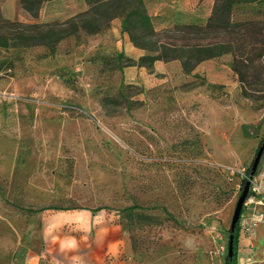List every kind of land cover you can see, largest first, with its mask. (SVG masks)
I'll return each instance as SVG.
<instances>
[{"label":"rangeland","instance_id":"rangeland-1","mask_svg":"<svg viewBox=\"0 0 264 264\" xmlns=\"http://www.w3.org/2000/svg\"><path fill=\"white\" fill-rule=\"evenodd\" d=\"M209 1L143 3L160 32L178 11L204 16ZM47 3L44 19L10 21L62 22L88 9L85 0ZM253 5L233 16L246 27L208 34L233 40L235 58L188 71L181 57L129 65L120 18L53 53L0 49V264H224L241 181L264 139V3ZM41 208L100 219L95 231L64 226L47 242L26 212ZM253 236L239 232L236 264H264Z\"/></svg>","mask_w":264,"mask_h":264},{"label":"trees","instance_id":"trees-1","mask_svg":"<svg viewBox=\"0 0 264 264\" xmlns=\"http://www.w3.org/2000/svg\"><path fill=\"white\" fill-rule=\"evenodd\" d=\"M47 1L49 0H19V5L31 17L36 18L40 8ZM85 2L88 5L87 10L62 22L22 24L4 18L0 13V29L4 30L0 31V49L42 46L49 53H53L56 44L61 40L76 35L79 31L87 34L100 33L109 27L108 24L113 18H120V31L128 35L134 47L148 53L137 60L128 57L129 65L149 66L155 61H169L181 57L182 68L188 71L199 62L224 53H231L235 58L236 44L233 40L210 41L208 34L213 32L216 35H229L239 27H246L247 21H233L239 6L251 4L259 6L264 0H211L207 15L199 17L185 15L180 18L183 15L178 12L176 22L160 32L155 30L154 18L146 13L143 0H85ZM259 10V7L255 9L256 12ZM261 55L255 54L257 57ZM121 56L123 53L118 54V57ZM191 58L194 59V63L189 65L188 60ZM249 172L250 168L246 170L247 176L241 183L244 184L249 178ZM256 173L257 171L254 176ZM44 209L47 208L27 209L26 212L36 213ZM238 222L239 219L232 232V255L228 257L226 253L224 264H236ZM230 233L229 231V235Z\"/></svg>","mask_w":264,"mask_h":264},{"label":"crops","instance_id":"crops-1","mask_svg":"<svg viewBox=\"0 0 264 264\" xmlns=\"http://www.w3.org/2000/svg\"><path fill=\"white\" fill-rule=\"evenodd\" d=\"M49 6L51 5H48V3L45 2L40 8L36 19H44L45 11ZM210 6L211 0L209 1L208 10L205 15H207V13L209 12ZM193 12L194 13L191 15H194L195 17H199L201 15V9L199 7L196 8ZM0 13L4 18L8 20H36L35 18L28 15V13H24V11H22L19 5V0H3L0 3ZM123 49L126 54L130 55L133 58L140 55V49L134 47L130 40H128L127 38H124L123 40ZM253 181L258 186L262 194H264V161L260 162L258 171L254 176ZM33 215V221L35 223L32 229L33 231H35V238H39L40 240H45L47 242H49L48 238H51L53 234L62 231L64 226H70V229L74 231H95L97 228L96 222H98V220L100 219L98 216H95L89 211H56L53 214L37 212ZM104 225H107L104 227V230L107 231L111 230V226L115 227V225L110 222V219H108V223ZM238 227L239 232L246 231L250 235H253L254 233V239L260 240L261 238V241H264V228H262V226L254 220L252 208L248 207L245 211H243L242 214H240ZM60 238L61 237H58V239Z\"/></svg>","mask_w":264,"mask_h":264},{"label":"water","instance_id":"water-1","mask_svg":"<svg viewBox=\"0 0 264 264\" xmlns=\"http://www.w3.org/2000/svg\"><path fill=\"white\" fill-rule=\"evenodd\" d=\"M262 153H264V139H262L260 141V145L258 146L257 148V151L255 152L254 154V157L251 161V164H250V172H249V179H247L245 181V183L243 184V187L241 189V193L236 201V204H235V207H234V210H233V213H232V216H231V220H230V224H229V231L231 232L230 235H229V239H228V247H227V255L228 257H231L232 255V249H233V235H232V232L234 231V227L240 217V212H241V209L243 207V202L247 196V192H248V188H249V185H250V179L253 177L256 169H257V166L259 164V161H260V158H261V155Z\"/></svg>","mask_w":264,"mask_h":264},{"label":"built area","instance_id":"built-area-1","mask_svg":"<svg viewBox=\"0 0 264 264\" xmlns=\"http://www.w3.org/2000/svg\"><path fill=\"white\" fill-rule=\"evenodd\" d=\"M251 179L243 206L252 208L254 220L264 228V194H262L258 186Z\"/></svg>","mask_w":264,"mask_h":264}]
</instances>
